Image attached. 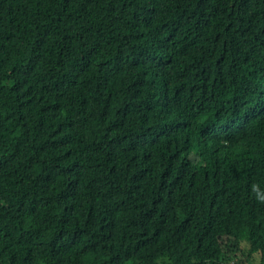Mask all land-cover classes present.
Masks as SVG:
<instances>
[{
    "label": "trees",
    "instance_id": "obj_1",
    "mask_svg": "<svg viewBox=\"0 0 264 264\" xmlns=\"http://www.w3.org/2000/svg\"><path fill=\"white\" fill-rule=\"evenodd\" d=\"M0 264H264V0H0Z\"/></svg>",
    "mask_w": 264,
    "mask_h": 264
}]
</instances>
